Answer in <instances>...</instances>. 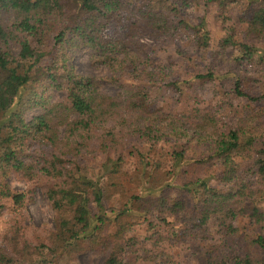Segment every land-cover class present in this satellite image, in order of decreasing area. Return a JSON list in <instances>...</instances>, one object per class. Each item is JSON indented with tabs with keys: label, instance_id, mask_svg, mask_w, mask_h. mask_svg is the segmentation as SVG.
I'll list each match as a JSON object with an SVG mask.
<instances>
[{
	"label": "trees",
	"instance_id": "obj_1",
	"mask_svg": "<svg viewBox=\"0 0 264 264\" xmlns=\"http://www.w3.org/2000/svg\"><path fill=\"white\" fill-rule=\"evenodd\" d=\"M215 3L220 14L234 6L245 33L244 40L226 34L220 45L237 51L235 62L264 71V0H0V215H13L1 236L0 264H65L93 249H111L101 264H132L112 250L136 222L145 221L157 243L164 238L158 222L170 224L168 214L193 219L222 203L230 222L246 218L254 231L248 245L255 250L233 264H264L259 113L250 109L223 130L200 110H164L157 93L180 94L196 81L235 75L207 70L180 78L151 63L140 40L143 33L174 39L192 31L206 49L205 13L192 23L182 10L201 5L205 12ZM81 46L110 71L140 81L112 75L120 91L102 92L96 76L70 63ZM175 53L192 60L180 47ZM231 88L248 104L263 103L264 93L244 91L238 78ZM54 91L63 95L53 100ZM36 144L51 151L33 158ZM11 175L40 180L53 209L56 229L34 244L20 214L28 192L14 190ZM233 223L226 235L237 232ZM216 249L206 264H229ZM142 252L152 260L149 249Z\"/></svg>",
	"mask_w": 264,
	"mask_h": 264
},
{
	"label": "rangeland",
	"instance_id": "obj_2",
	"mask_svg": "<svg viewBox=\"0 0 264 264\" xmlns=\"http://www.w3.org/2000/svg\"><path fill=\"white\" fill-rule=\"evenodd\" d=\"M219 7L220 5L215 3L205 12L201 5L182 10L183 16L192 23H196L197 17L205 13L210 35L209 46L206 49L197 46L192 31L189 35L184 33L174 39L143 33L140 40L146 46L151 63H160L164 70L173 71L180 78L207 70L219 73L231 71L235 76L229 75L221 82L208 79L196 81L180 94L166 89L156 94L157 103L164 110L171 112L200 110L213 116L223 130L234 127L238 119L246 117L250 109H254L259 113V119L256 120L260 134L257 145L264 147V99L261 104H248L246 100L234 97L231 88L234 79L238 78L244 91L251 95L264 93V71L252 64L235 62L233 57L237 51L232 47L220 45V39L226 34H231L234 39L244 40L245 33L244 25L238 20L236 8L228 5L224 8L226 10L224 14H220ZM177 47L189 53L192 60L186 61L177 55L175 53ZM167 60H171L172 64H168ZM70 63L77 73L96 76L100 90L106 94L117 95L120 91V87L112 81V75H116L121 81L127 79L134 83L140 81L126 73L112 72L107 65L93 60V54L86 46L75 50ZM148 70H152L151 66ZM62 95V92L54 91L52 99ZM50 151L49 147L40 144L30 149L33 158H36L37 154H48ZM9 183L14 190L28 192L29 199L20 214L24 234L34 244L56 229L54 212L45 196L42 182L25 181L11 175ZM166 219L170 224L158 222L164 235L159 242L153 243L148 238L152 231L147 230L145 221L139 220L126 232L123 239L118 240L112 251L120 253V256L127 254L132 264H206V256L210 250L217 247L214 254L224 256L229 264H233L237 257H242L244 253L251 254L255 250L254 246L248 245V240L254 232L252 226L246 218L239 219L238 223L230 222L226 217V206L223 203L194 214L193 219L185 214L176 216L168 214ZM12 220L13 215L5 209L0 215V244L2 234L11 229ZM231 223L234 226L238 224L239 228L236 233L226 235L223 230ZM143 248L150 250L151 261L143 258ZM109 252L111 249L83 251L65 264H101Z\"/></svg>",
	"mask_w": 264,
	"mask_h": 264
}]
</instances>
